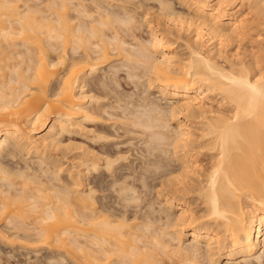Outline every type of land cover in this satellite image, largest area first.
<instances>
[{"label":"bare ground","instance_id":"6f19581e","mask_svg":"<svg viewBox=\"0 0 264 264\" xmlns=\"http://www.w3.org/2000/svg\"><path fill=\"white\" fill-rule=\"evenodd\" d=\"M2 220L0 264H264V0H0Z\"/></svg>","mask_w":264,"mask_h":264},{"label":"rangeland","instance_id":"374dc122","mask_svg":"<svg viewBox=\"0 0 264 264\" xmlns=\"http://www.w3.org/2000/svg\"><path fill=\"white\" fill-rule=\"evenodd\" d=\"M231 47H232V45H231ZM123 71H124V70H123ZM123 71L120 72V73H121V78H122V79L120 78V79H121L120 81H121V83H122L123 85H121V87L119 88V90H121V91L123 90L122 93H124V94H125L126 92H127L129 95H130V94H131V95L134 94V95H132V96H130V97H133V98H135V99H138V98H136V97L139 95L138 92H139L140 89L138 90V88H137L135 85H133V82H130L131 80L129 81V79H127L126 76L123 77L124 75H126V74H125V71H124V72H123ZM125 78H126V79H125ZM126 80H128V81H126ZM135 87H136L137 89H135ZM137 90H138V91H137ZM133 91H134L135 93H134ZM153 91H156V90H153ZM129 92H130V93H129ZM136 92H137V93H136ZM136 94H138V95L136 96ZM138 97H139V96H138ZM135 99H134V101L137 102V100H135ZM132 100H133V99H130V101H132ZM163 101H164V100H163ZM213 105H214L215 107H217V103H216V102H214ZM174 122H175V121H173V124H175ZM44 131H45V130H44ZM66 135H67L68 138L71 136V138H72L71 141H72L73 139H75V141H77V142H80V141H81V142H86V143H90V144L93 143V141H92L89 137L87 138V136L84 135V134L70 133L69 135H68V134H66ZM64 137H65L64 139L67 140V139H66L67 137H66V136H64ZM69 139H70V138H69ZM69 139H68L67 141H69ZM67 141H66V142H67ZM93 144H94V143H93ZM50 152L54 154V153H56L57 151H56V150H53V149H50ZM14 204H15V203H14ZM16 206H18V204H17V205H16V204L14 205V207H16ZM11 207H12V206H11ZM14 207H12V208H14ZM16 209H17V208H16ZM16 209H15V210H16ZM13 210H14V209H12V211H13ZM15 210H14V211H15ZM25 217H26V218H25ZM23 218H25V219L28 218L27 221H28V220H29V221L32 220L31 216H24ZM29 218H31V219H29ZM2 221H3V222H2ZM2 221L0 222V226H4V225H5V223H4L5 221H4V220H2ZM3 223H4V224H3ZM1 224H2V225H1ZM4 230H5V231H3V232H4L6 235H8V233H9L8 236H11L12 233L16 232V230H14V229H13L12 232H11V229H8V228H6V229L4 228ZM4 233H3V235H5ZM9 238H11V239L13 238V239H14V237H12V236L9 237ZM15 239H17V238H15ZM22 240H23V239H22ZM12 241L17 242V241H15V240H12ZM18 241H19V240H18ZM24 241H25V240H24ZM24 241H23V242H24ZM19 242H22V241L20 240ZM17 243H18V242H17ZM25 243H26V241H25ZM5 246H6V247H5ZM5 246L3 245L4 248H8V249H11V248H12V247L9 246V245H5ZM7 246H8V247H7ZM1 255L3 256V257H2V259H3V260H2L3 264H11V263L13 262V260H14V259L8 257V256H7L5 253H3V252L1 253ZM21 257H22V259H23L22 261H25V260H24V257H25V256H24V257L21 256ZM9 258H10L11 261H12V262H10V263H9V261H8ZM19 259H21V258L19 257ZM44 259H45V260L42 259V261H44L45 263H46V261H47L46 264H52V263H53V261H49V262H48V260H47L46 258H44ZM70 260H71L70 258H69V259H68V258H67V259L65 258V259L63 260V262H64L65 264H71V263H69V262H71ZM7 261H8V263H7ZM168 261H169V260H167V262H168ZM44 262H43V263H44ZM50 262H51V263H50ZM31 263H32V262H31ZM45 263H44V264H45ZM12 264H13V263H12ZM21 264H27V263L22 262ZM29 264H30V263H29Z\"/></svg>","mask_w":264,"mask_h":264}]
</instances>
